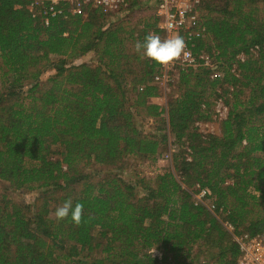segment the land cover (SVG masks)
<instances>
[{
	"label": "trees",
	"instance_id": "trees-1",
	"mask_svg": "<svg viewBox=\"0 0 264 264\" xmlns=\"http://www.w3.org/2000/svg\"><path fill=\"white\" fill-rule=\"evenodd\" d=\"M31 2L0 0V181L42 194L34 206L1 196L0 264H235V236L264 231V0H202L194 52L216 68L181 70L170 99L153 82L160 64L135 50L160 32L157 16L137 32L100 7L66 5L45 25ZM90 52L97 64L68 66ZM217 99L221 133H202ZM138 114L161 134H144ZM167 155L173 169L140 180L141 196L78 167ZM197 185L212 190L213 210L195 204ZM68 198L83 205L79 225L55 217Z\"/></svg>",
	"mask_w": 264,
	"mask_h": 264
},
{
	"label": "built area",
	"instance_id": "built-area-1",
	"mask_svg": "<svg viewBox=\"0 0 264 264\" xmlns=\"http://www.w3.org/2000/svg\"><path fill=\"white\" fill-rule=\"evenodd\" d=\"M129 0H32L29 11L35 18L40 17L45 25L49 24L51 17L61 15L64 6L68 5L72 13L85 14V8H101L104 13L113 14L121 8L126 7ZM202 0H157L156 16L159 19V33L153 34L160 39H171L176 35L184 38L186 48L181 57L168 65H161L153 78L154 84L159 82L165 85L174 81V73L181 70L206 67L215 69V61L206 52L196 54L194 52V41L204 34L205 28L200 14ZM220 75L213 72V78ZM221 76V75H220ZM179 78V76H178ZM169 158V155L166 156ZM193 194L195 204L204 205L209 209L215 208L214 195L209 187L197 185ZM224 226L234 231V226L225 221ZM239 246V256L235 264H264V231L259 234L243 232L235 236Z\"/></svg>",
	"mask_w": 264,
	"mask_h": 264
},
{
	"label": "rangeland",
	"instance_id": "rangeland-1",
	"mask_svg": "<svg viewBox=\"0 0 264 264\" xmlns=\"http://www.w3.org/2000/svg\"><path fill=\"white\" fill-rule=\"evenodd\" d=\"M157 5L155 2H149L148 0H140L133 7H128L124 10H119L116 13H113L112 16L108 19V22L111 23H122L127 26V28L135 29L137 32L142 29L144 22L149 20L153 21L152 18L156 16ZM85 16L87 13L85 11ZM131 46V45H128ZM59 60L58 57H52V63H57ZM92 63L97 64L96 54L90 52L81 58L69 60L70 65H77L79 63ZM56 73L55 69L50 68L45 70L44 74L41 76V86H46L48 84V77ZM220 75H223V72H218ZM174 81L171 84L165 85L164 83L159 82L161 95L163 97H170L173 94L177 93V81L179 73L175 71L173 74ZM133 97L132 94H130ZM213 100V99H212ZM228 112V108L224 105V102L220 99L215 100L212 106V115L208 120H202L196 123V126L202 133H221V124L223 119H225ZM137 124L141 128L144 134L147 133H156L159 136L161 133L157 130L158 124L149 117H145L143 114L137 115ZM171 149L166 147L164 153L170 154ZM79 170L83 173L94 178H105L108 173H113L119 178L124 180L128 184H133L136 186V192L139 196L142 195V187L139 185V181L143 178L153 180L158 174H162L166 171L172 170L173 165L171 161V156L169 159L158 158L156 161L151 159L141 158L137 156H128L121 162L118 166H104L96 163H90L88 165L80 164ZM197 187V186H196ZM3 194H6L8 199L12 202L28 204L34 206L36 203L40 202V196L42 194V189L37 190H26V189H13L8 186V184L0 181V198ZM58 204V203H57ZM54 205V204H53Z\"/></svg>",
	"mask_w": 264,
	"mask_h": 264
},
{
	"label": "clouds",
	"instance_id": "clouds-1",
	"mask_svg": "<svg viewBox=\"0 0 264 264\" xmlns=\"http://www.w3.org/2000/svg\"><path fill=\"white\" fill-rule=\"evenodd\" d=\"M185 48V40L180 35L162 41L159 36L149 33L143 41H137L135 44V50L138 54L161 65H168L179 59ZM82 214L83 205L80 203L73 204L71 198L65 199L62 206L55 210V217L58 221L70 219L76 225L81 223Z\"/></svg>",
	"mask_w": 264,
	"mask_h": 264
}]
</instances>
